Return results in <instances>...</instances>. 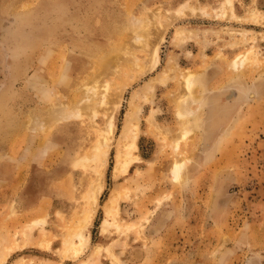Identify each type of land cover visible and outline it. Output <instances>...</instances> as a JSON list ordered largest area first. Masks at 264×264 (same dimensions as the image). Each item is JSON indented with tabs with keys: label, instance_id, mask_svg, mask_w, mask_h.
I'll list each match as a JSON object with an SVG mask.
<instances>
[{
	"label": "rangeland",
	"instance_id": "1",
	"mask_svg": "<svg viewBox=\"0 0 264 264\" xmlns=\"http://www.w3.org/2000/svg\"><path fill=\"white\" fill-rule=\"evenodd\" d=\"M0 264H264V0H0Z\"/></svg>",
	"mask_w": 264,
	"mask_h": 264
},
{
	"label": "bare ground",
	"instance_id": "2",
	"mask_svg": "<svg viewBox=\"0 0 264 264\" xmlns=\"http://www.w3.org/2000/svg\"><path fill=\"white\" fill-rule=\"evenodd\" d=\"M227 4H228V6H230V3L229 2H227ZM253 13H255V12H253ZM245 30V29H244ZM246 31V30H245ZM180 33H183V31H179ZM206 32H208V31H206ZM205 32V33H206ZM150 41H152V40H150ZM149 41V42H150ZM156 43V42H155ZM153 44V43H152ZM150 45V44H149ZM150 47V46H149ZM152 52H153V57H154V59H155V62L156 61H158V59H159V55L157 54V52H156V47L155 46H152ZM242 57L243 56H241V57H237L233 62H232V65L235 67V66H237V65H239L243 60H242ZM194 77V79H195V77H197V74L195 73V72H193V71H188L187 72V75L185 76V79H187L188 81H186V82H184L185 84H187V87L189 88L190 86H191V84H195L196 85V80H194V81H192L191 79ZM185 93H183V94H181V97H185V99L188 97H190V93L189 92H186V91H184ZM192 95H195L193 92H192ZM193 97H196V96H193ZM111 100H113V99H111ZM111 102V101H110ZM183 107V106H182ZM184 108H182V110L180 109V114L179 115H181L180 116V120L182 121V123H185L186 121L184 120L185 119V117H186V119L188 120L189 118H192L191 117V113H190V111H188V110H186V109H184ZM111 114V113H110ZM110 116V115H109ZM55 118V117H54ZM110 117H108V119H109ZM110 119H112V118H110ZM109 123H110V121H109ZM112 124V123H111ZM130 119H129V121H128V123L126 124V126H125V128H124V130H123V133H122V136L124 137V139L125 140H130V139H132V142L134 143H132V147L133 148H135V146L137 147V145H136V143H135V140L137 139V137H138V135H137V133H136V131H135V123L132 125V124H130ZM109 126V125H108ZM112 126V125H111ZM110 126V127H111ZM110 130V129H109ZM111 133L113 134L114 133V129H111ZM113 137V136H112ZM106 140V139H105ZM107 140H108V138H107ZM111 142V141H110ZM128 142V141H127ZM102 143V142H101ZM98 145V144H97ZM111 145V144H110ZM97 153L95 154V156L93 157V159L95 160V159H97L98 161L97 162H101V160L102 161H104V165H106V161H107V153H108V149H106V147H105V149H104V147L102 148V144H99L98 146H97ZM136 149V148H135ZM132 151V150H131ZM133 152V151H132ZM128 155V154H127ZM96 157V158H95ZM101 157V158H100ZM89 159V158H88ZM126 162V159H123L121 156H119L118 155V160H117V165L118 166H123V164ZM98 163V164H99ZM182 165H183V161H176V163L174 164V166H173V171H174V173L177 175V177H178V175L180 174L179 172L181 171V169H182ZM98 171V170H97ZM95 173V172H94ZM183 174V173H182ZM97 183V182H96ZM100 190H102V187H100L99 188V190H98V192L94 195V197H93V200H94V202H95V204H97V202H98V198H99V192H100ZM93 191V190H92ZM91 193V192H90ZM90 195V194H89ZM90 198V197H89ZM114 200H115V196H112V198H111V203L106 207V214H107V216H110V215H112L113 214V206H112V203H114ZM91 203V202H90ZM90 209H92V208H90ZM94 209H96V207L94 208ZM92 211V210H91ZM92 213V212H91ZM92 219H93V215L92 216H90L89 217V220H88V222H87V224L88 223H90L91 221H92ZM110 223V218H106L105 219V221H104V226H103V228L105 229V228H107V225ZM98 248V247H97Z\"/></svg>",
	"mask_w": 264,
	"mask_h": 264
}]
</instances>
